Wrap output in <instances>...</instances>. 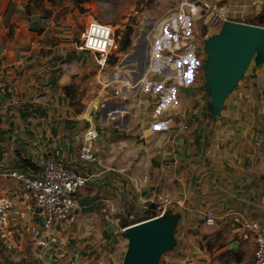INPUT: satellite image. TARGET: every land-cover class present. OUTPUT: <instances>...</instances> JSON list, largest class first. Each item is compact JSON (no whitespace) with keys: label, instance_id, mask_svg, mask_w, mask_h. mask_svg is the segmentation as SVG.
Returning <instances> with one entry per match:
<instances>
[{"label":"crops","instance_id":"0c3cea01","mask_svg":"<svg viewBox=\"0 0 264 264\" xmlns=\"http://www.w3.org/2000/svg\"><path fill=\"white\" fill-rule=\"evenodd\" d=\"M255 1L183 0L176 16L180 22L186 16L187 34L162 37L154 60L150 43L149 57L145 51L128 55L126 59L134 56L136 61L112 68L94 107L84 110L78 103L83 95L73 89L79 90L75 84L79 86L86 72L81 67L84 53L68 50L65 41L72 35L61 33L60 41L52 40L57 28H50L52 22L38 13L32 0H0V198L14 203L12 226L17 231L14 247L0 240V250L37 245L32 233L42 218L13 174L39 177L49 155L75 165L90 179L76 213L96 210L107 200L118 211L126 202L133 212H149L157 209L162 197L181 219L211 214L217 223H229L234 213L263 216L264 133H240L235 101L225 109L220 125L213 121L208 92L197 81V37L190 30L196 31L206 4L227 12L226 20L240 22L234 17ZM261 6L264 10V2ZM164 46L171 56L164 55ZM175 56L185 62L177 72L172 71ZM260 76L264 69L254 71L246 87L254 80L258 83ZM233 123L236 133L230 132ZM90 129L97 133L96 161H80ZM66 223L57 228L56 236ZM241 244L246 252L241 264L252 263L254 247L237 242ZM55 256L52 262L78 261L74 253L63 260L60 253Z\"/></svg>","mask_w":264,"mask_h":264},{"label":"rangeland","instance_id":"374dc122","mask_svg":"<svg viewBox=\"0 0 264 264\" xmlns=\"http://www.w3.org/2000/svg\"><path fill=\"white\" fill-rule=\"evenodd\" d=\"M258 1L264 2V0L252 2L247 10L244 9L243 15L239 14L234 18L242 23L264 27L258 21V16L263 11L258 13L260 6ZM32 2L38 13L52 22L50 28L53 30L57 28V33L52 35V40L60 41L61 37L57 35L61 33L72 35L71 41L67 39L65 41L69 45L66 46L68 50L79 51L77 46L81 34L93 20L112 24L117 29V44L120 52L118 58L111 61L109 68L101 71L97 67L95 55L88 51H81L84 53L81 67L84 66L86 72L79 77V86L75 84V87H80L79 90L74 87L73 89L77 95H83V99L80 98L78 103L84 110H91L94 107L93 100L108 84L109 71H114L112 68L116 66L124 68L136 61L134 56L126 59L128 55L136 53L140 55L142 51H145L146 57H149L148 44L150 43V46L155 44L153 36L160 34L162 29L164 36H183L187 34L186 29H188L185 28L186 16L182 22L176 16L178 13L176 10L180 8L183 0H32ZM192 10L195 15H198V7L193 6ZM198 17L200 18L199 15ZM229 17L226 12L224 18ZM208 20V12L203 10L200 21L195 27L196 31L194 27L190 29L197 37L195 45L197 59L194 66L197 68V81L203 89L207 82L203 70L207 59V54L204 52V40L220 30V27L211 28ZM128 39L131 43L125 50V42ZM173 45L174 50L175 42ZM186 45L188 47V44ZM190 46L192 44H189ZM164 52L166 57L171 56L168 48H165ZM140 68L143 67L140 66ZM263 69L264 65L258 67L254 61L252 62L237 88L226 101L222 114L216 120L212 118L214 122L217 121L220 125V119L225 117V109L235 101L233 113L241 117V121L238 120L241 127L240 133H264V77L260 76L258 83L254 80L253 86L246 87L254 71L262 72ZM207 92L209 103L210 93ZM208 111L210 112L209 106ZM235 118L234 121H236ZM235 123L229 127L231 133L238 131ZM216 129L221 130L222 127L217 126ZM102 199L105 200L104 197ZM123 205L124 209L118 211L110 206L107 200L106 203L101 201L96 210L75 212L74 219L64 224L65 229L61 234L58 233L57 242L51 248H49L50 245L39 246L38 244L32 245V248L29 246L27 249L21 247L22 245L14 250L3 248L0 250V260L6 259V264H58L60 258L55 262L51 261L58 257L55 256L57 253L62 255V260L69 253H74L78 256L75 264H123L128 241L123 237L122 223L127 221L129 225H133L157 217L166 211H176L172 205L166 203L160 204L159 207H162V210L158 211L154 208L155 210L149 211L150 214H147L146 210L133 212L129 210L126 202ZM132 216L134 218H131ZM182 219L175 231L174 248L162 255L160 264H241L246 259L245 246L237 245V242L241 240L240 234L232 221L218 222L211 227L206 225L205 215L201 219H193L190 216L182 217ZM68 226L69 228H66ZM23 254L25 257L19 258ZM59 264L65 263L62 261Z\"/></svg>","mask_w":264,"mask_h":264},{"label":"built area","instance_id":"2783aa9c","mask_svg":"<svg viewBox=\"0 0 264 264\" xmlns=\"http://www.w3.org/2000/svg\"><path fill=\"white\" fill-rule=\"evenodd\" d=\"M204 7L208 12L210 27H221L226 20L224 13L221 10L212 9L207 4ZM116 32L117 29L112 24L93 20L82 32L77 46L78 50L93 53L97 67L103 71L109 68L113 59L118 58L120 51ZM162 37H164L163 31L160 35L153 36L155 40V44L151 46L153 60L159 55L158 45ZM181 60L184 61V58L174 57V64L178 63V66L172 68L173 72L181 70L185 64V62H180ZM96 138V131L90 129L85 144L80 150V161H96L94 152ZM13 177L23 184L29 199L42 218L41 225L34 228L32 233L37 238V244L47 246L49 243H56V230L62 223L74 219L80 193L89 184V177L79 171L75 165L55 155L45 158L39 177L29 178L24 174H13ZM143 180L146 181V178ZM158 200L159 204H169L162 197ZM159 204H156L158 211L162 210ZM13 211L12 200L0 198V240L7 248L14 247L17 236L16 228L12 226ZM232 221L237 227L241 240L254 247V259L250 264H264V215L253 218L243 213H234ZM205 222L211 227L217 224L216 218L211 214L205 215Z\"/></svg>","mask_w":264,"mask_h":264},{"label":"water","instance_id":"95a60500","mask_svg":"<svg viewBox=\"0 0 264 264\" xmlns=\"http://www.w3.org/2000/svg\"><path fill=\"white\" fill-rule=\"evenodd\" d=\"M258 2L260 13L263 2ZM204 52V89L210 93L208 106L216 120L252 62L264 65V27L225 20L217 34L204 40ZM180 220L181 215L171 210L124 228L128 245L123 264H160L162 255L174 248Z\"/></svg>","mask_w":264,"mask_h":264},{"label":"trees","instance_id":"16d2710c","mask_svg":"<svg viewBox=\"0 0 264 264\" xmlns=\"http://www.w3.org/2000/svg\"><path fill=\"white\" fill-rule=\"evenodd\" d=\"M258 21H259L260 24L264 25V10H263L262 13L258 16ZM130 43H131V42L129 41V39H128V41L125 42V47H124L125 50L128 49V47L130 46ZM152 209H154V208H152ZM147 214H150V213L148 212ZM128 226H130V225L127 223V221H124V222L122 223V227H123V228H126V227H128Z\"/></svg>","mask_w":264,"mask_h":264},{"label":"bare ground","instance_id":"6f19581e","mask_svg":"<svg viewBox=\"0 0 264 264\" xmlns=\"http://www.w3.org/2000/svg\"><path fill=\"white\" fill-rule=\"evenodd\" d=\"M162 31H163V29H162ZM162 31H161V32H162ZM161 32H160V33H161ZM155 35H156V34H155ZM158 35H160V34H158ZM158 35H156V36H158ZM177 66H178V63H176V64L173 65V67H177Z\"/></svg>","mask_w":264,"mask_h":264}]
</instances>
